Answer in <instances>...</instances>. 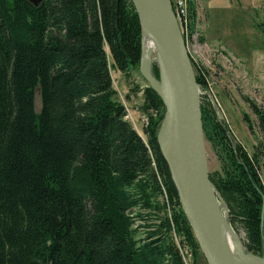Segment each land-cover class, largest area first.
I'll return each mask as SVG.
<instances>
[{"label": "trees", "instance_id": "obj_1", "mask_svg": "<svg viewBox=\"0 0 264 264\" xmlns=\"http://www.w3.org/2000/svg\"><path fill=\"white\" fill-rule=\"evenodd\" d=\"M141 32L131 0H0V264H186L183 248L201 253L158 144L162 99L142 90L143 137L113 85L112 72L139 70ZM247 103L264 131V110ZM202 119L224 154V177L211 182L264 240V139L250 157L213 108ZM136 209L158 215L145 238Z\"/></svg>", "mask_w": 264, "mask_h": 264}, {"label": "rangeland", "instance_id": "obj_2", "mask_svg": "<svg viewBox=\"0 0 264 264\" xmlns=\"http://www.w3.org/2000/svg\"><path fill=\"white\" fill-rule=\"evenodd\" d=\"M226 1L229 0H223V6ZM195 3L194 7L197 11L200 31H198L196 40L189 39L186 46L196 77L197 73H200L206 79L207 88L198 84L201 92V106L214 109L218 121L226 127L227 140L234 150L237 149V146L238 148L242 146L243 150H246L247 154L253 157L255 154H259L260 144L264 139V131L259 127L258 120L247 101L255 103L264 110V0H230L229 10L223 13L229 16L225 20L218 19V16L215 18L214 15H221L222 10L216 13L212 12L204 0H197ZM202 13L207 22L213 17L214 21L217 20V24L213 23L216 30L222 25L221 28L224 29L225 33L221 34L218 30V32L215 31L216 41L213 39L210 42L205 37L207 30L203 28ZM207 27H209L208 23ZM232 39L235 44L229 45ZM222 40L225 42L220 43ZM140 54L139 69L143 57L142 32ZM152 62L153 75L158 80L159 68L154 60L150 62L149 66ZM112 78L119 101L127 110V119L135 130L143 136L142 128L149 125L151 118L149 113L143 109L142 90L149 86L148 83L140 74V70L132 72L130 77H125L114 71ZM136 86H140L141 92L132 94V90ZM36 105L37 109L40 110V97H37ZM244 116L251 120L254 128L253 133L249 131L244 122ZM205 145L210 177L212 176L216 182H219L221 177H224L222 171L224 154L206 137ZM259 165L261 186L264 190V156L259 155ZM212 184L218 194L216 196L221 212L235 233L233 234L241 243L242 249L247 255L260 256L262 254L260 257H264L263 237L255 233L253 227H250L243 206L235 202L229 203L213 182ZM159 200L160 202L163 201L162 198ZM133 213L134 216L141 215L144 217V220L138 222L137 226L139 227L138 238H145L146 234L152 230L151 228L157 224L158 215L156 213L148 214L140 209L134 210ZM263 217L262 215V221ZM262 225L263 223L261 227H263ZM175 239L177 243L181 242L178 235H175ZM260 241L261 246L258 244ZM259 250L263 252L260 253ZM186 258L188 264H207L201 253H198L196 261L192 255Z\"/></svg>", "mask_w": 264, "mask_h": 264}, {"label": "water", "instance_id": "obj_3", "mask_svg": "<svg viewBox=\"0 0 264 264\" xmlns=\"http://www.w3.org/2000/svg\"><path fill=\"white\" fill-rule=\"evenodd\" d=\"M40 7L44 0H28ZM142 30L154 42L173 93L165 91L141 61L140 74L162 99L165 116L158 144L182 210L207 264H235L219 221L221 209L210 179L203 129L201 92L172 0H131ZM161 72V65H158ZM159 72V78L161 73ZM256 264L264 257L248 255Z\"/></svg>", "mask_w": 264, "mask_h": 264}, {"label": "bare ground", "instance_id": "obj_4", "mask_svg": "<svg viewBox=\"0 0 264 264\" xmlns=\"http://www.w3.org/2000/svg\"><path fill=\"white\" fill-rule=\"evenodd\" d=\"M142 65L145 69L151 71V65L149 66L150 62L152 60L156 61L157 65H161V75L158 79L159 84L161 87L165 89V91L173 93V88L171 86V83L169 81V78L164 70V67L162 66V62L159 58V54L157 52V49L154 45L153 40L151 39L150 35L146 30L143 31V40H142ZM219 221L221 223V227L223 228L225 240L227 243V246L233 256V259L235 261V264H256L246 253L245 250L242 249L241 243L238 241L237 237L234 235L235 233L229 226L228 222L224 218L222 212L219 215ZM234 233V234H233ZM244 250V251H243Z\"/></svg>", "mask_w": 264, "mask_h": 264}, {"label": "built area", "instance_id": "obj_5", "mask_svg": "<svg viewBox=\"0 0 264 264\" xmlns=\"http://www.w3.org/2000/svg\"><path fill=\"white\" fill-rule=\"evenodd\" d=\"M194 1L197 2V0H172V3H174L173 4L174 12L186 43L188 42L189 39L190 40L195 39L196 36L198 35V31H200L199 29L200 24L198 18L193 32H191V30L189 29V24H188L189 6L191 3L196 5ZM182 253L185 258L186 264H188L186 257L187 256L191 257L190 251L187 250L186 248H183Z\"/></svg>", "mask_w": 264, "mask_h": 264}, {"label": "crops", "instance_id": "obj_6", "mask_svg": "<svg viewBox=\"0 0 264 264\" xmlns=\"http://www.w3.org/2000/svg\"><path fill=\"white\" fill-rule=\"evenodd\" d=\"M204 3H206L209 7H210V10L212 11V12H214V13H216V12H218L219 10H222L223 12H222V14L220 15V14H214L215 15V18L217 17L218 19H228L229 18V16L227 15V14H223L224 12L226 13V11L227 10H229L228 8H230V5H229V3H230V0L227 2H225V5L223 6V0H204ZM202 16L201 17H203L202 18V20H203V22H204V29L205 30H207V34L205 35V37L207 38V40L208 41H210V42H212L213 41V39H215V41H216V36H215V31H219L221 34L223 33H225V31H224V29L223 28H221V26H220V28H217V30H216V28H215V26H214V24L213 23H215V24H217L216 22H217V20L215 19V21L213 20L214 19V17L211 19V20H209L208 19V22H207V19L206 18H204V16H203V13L201 14ZM214 21V22H213ZM207 23L209 24V27H207ZM224 25V24H223ZM219 27V26H218ZM217 31V32H218ZM217 35H218V33H216ZM218 40V39H217ZM225 42V40H222V42H220V43H224ZM233 44H235L234 43V40L232 39L231 40V42L229 43V45H233ZM223 45H225V44H223ZM228 45V44H227ZM228 45V46H229Z\"/></svg>", "mask_w": 264, "mask_h": 264}]
</instances>
